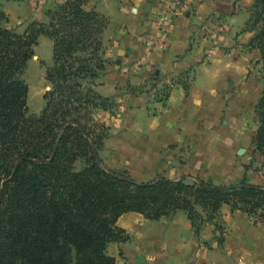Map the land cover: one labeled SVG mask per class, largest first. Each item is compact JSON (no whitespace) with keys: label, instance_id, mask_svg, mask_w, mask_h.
<instances>
[{"label":"crops","instance_id":"0c3cea01","mask_svg":"<svg viewBox=\"0 0 264 264\" xmlns=\"http://www.w3.org/2000/svg\"><path fill=\"white\" fill-rule=\"evenodd\" d=\"M65 1L0 0V7L13 28L12 20L47 22V12ZM253 1L86 4L109 22L103 34L109 63L96 90L122 107L116 116L104 110L94 115L109 128L99 152L105 167L127 171L140 183L243 180L254 153L250 128L261 98L249 72L250 56H261L249 46ZM170 14L176 17L163 45L159 28ZM117 225L131 240L120 245L118 256L110 254L116 264H264V227L227 205L199 234L183 211L160 220L129 212Z\"/></svg>","mask_w":264,"mask_h":264},{"label":"trees","instance_id":"16d2710c","mask_svg":"<svg viewBox=\"0 0 264 264\" xmlns=\"http://www.w3.org/2000/svg\"><path fill=\"white\" fill-rule=\"evenodd\" d=\"M89 1L66 0L47 12V22L23 33L7 27L0 7V264H116L108 246L129 241L117 225L129 212L160 220L183 211L199 234L227 205L264 227V184L247 175L227 186L167 178L140 183L104 166L99 152L109 128L94 115L113 114L116 105L96 90L109 63L103 46L109 22L86 9ZM248 27H257L249 46L260 51L263 71L252 147L264 157V0H254ZM41 36L53 42L51 89L33 114L24 74Z\"/></svg>","mask_w":264,"mask_h":264},{"label":"rangeland","instance_id":"374dc122","mask_svg":"<svg viewBox=\"0 0 264 264\" xmlns=\"http://www.w3.org/2000/svg\"><path fill=\"white\" fill-rule=\"evenodd\" d=\"M253 4H254V1L250 8V14H249L250 20L252 19V15H253ZM250 20H249V23H250ZM8 23H10V19ZM29 25L30 24H27L24 22L20 23V22H16V20H12L13 28L11 29L15 30L18 33H23L28 28ZM247 29L250 32H253L255 36L257 32V27H247ZM34 50H35V55L28 63V67L24 74V79L26 80L29 86L28 106L30 109V113L39 114L45 107L44 95L47 91L51 89V85L47 81V78H46L47 77L46 72H47V69L52 66L53 42L48 37L41 36L39 39V44L37 47H35ZM250 58H251L250 66H249L250 78L253 81L254 88L258 90L257 92H260L262 94L263 71H262L261 56L259 57L256 55L255 56L251 55ZM120 111H122V107L120 108L115 105L112 111L113 114L112 113L111 114L113 116H116L118 113H120ZM258 122L259 121H258L257 110H256L254 111L252 127L250 128L252 132V138L255 136V132L258 129ZM82 167H83V163L79 162L77 164V168L81 169ZM122 172H126L127 174H129L127 171H122ZM244 175H247V178L249 179L248 182L254 180L255 178L256 179L259 178L260 182L258 183V185H263L264 184V157H261L253 153L252 159H251V167L249 168V170L245 171ZM203 182L210 183L215 186H227V185L239 183V181H235V180H231L227 182L226 184H221V183L215 182L214 180H208V181H203ZM195 183H198V182L193 181L187 184H195ZM127 235L130 237L129 239L130 241L131 236L128 233ZM120 245L121 244L119 243H114L113 245H111L110 250L108 251L109 254L112 255L114 253L116 256H118Z\"/></svg>","mask_w":264,"mask_h":264},{"label":"built area","instance_id":"2783aa9c","mask_svg":"<svg viewBox=\"0 0 264 264\" xmlns=\"http://www.w3.org/2000/svg\"><path fill=\"white\" fill-rule=\"evenodd\" d=\"M175 17H176L175 14H170L160 24V28H159V30H160V32H159V42L162 43L163 45H166L167 42H168V32H169L170 28L173 26V22H174V18ZM154 94L157 95L158 93L154 92Z\"/></svg>","mask_w":264,"mask_h":264}]
</instances>
